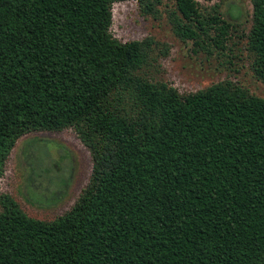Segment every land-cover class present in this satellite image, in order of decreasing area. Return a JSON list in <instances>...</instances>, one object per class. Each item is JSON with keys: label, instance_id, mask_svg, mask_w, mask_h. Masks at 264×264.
<instances>
[{"label": "trees", "instance_id": "1", "mask_svg": "<svg viewBox=\"0 0 264 264\" xmlns=\"http://www.w3.org/2000/svg\"><path fill=\"white\" fill-rule=\"evenodd\" d=\"M119 1L0 0V176L31 131L71 127L92 160L51 220L0 195V264H264V97L230 79L182 94L153 78L168 46L114 37ZM136 1L153 17L164 2ZM168 1L177 37L226 55L217 7ZM251 4L243 51L264 83V0Z\"/></svg>", "mask_w": 264, "mask_h": 264}, {"label": "rangeland", "instance_id": "2", "mask_svg": "<svg viewBox=\"0 0 264 264\" xmlns=\"http://www.w3.org/2000/svg\"><path fill=\"white\" fill-rule=\"evenodd\" d=\"M198 1L204 11L217 7L232 24L225 56L205 53L177 37L168 18L172 8L168 0L159 6L158 17L142 14L136 0L113 3L111 33L121 41L152 36L166 43L167 55L158 58L149 73L182 94L230 79L264 97V83L253 75L243 51L242 36L251 25V0ZM91 170L90 152L73 128L31 131L17 139L5 161L0 195H10L31 217L51 220L69 210Z\"/></svg>", "mask_w": 264, "mask_h": 264}]
</instances>
